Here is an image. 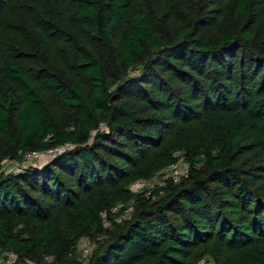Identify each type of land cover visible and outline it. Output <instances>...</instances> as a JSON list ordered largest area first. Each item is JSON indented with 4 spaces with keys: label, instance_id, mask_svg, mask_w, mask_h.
<instances>
[{
    "label": "trees",
    "instance_id": "trees-1",
    "mask_svg": "<svg viewBox=\"0 0 264 264\" xmlns=\"http://www.w3.org/2000/svg\"><path fill=\"white\" fill-rule=\"evenodd\" d=\"M135 67L154 96L121 90ZM177 161L186 174L163 177ZM0 249L264 264V0H0Z\"/></svg>",
    "mask_w": 264,
    "mask_h": 264
},
{
    "label": "rangeland",
    "instance_id": "rangeland-1",
    "mask_svg": "<svg viewBox=\"0 0 264 264\" xmlns=\"http://www.w3.org/2000/svg\"><path fill=\"white\" fill-rule=\"evenodd\" d=\"M207 1H209V0H205V2H207ZM202 3H203V0H202ZM140 67L138 68V67H135V70L133 69V70H131L130 72V74L128 75V77H134V78H132V79H128V81H126V82H122V85H121V90L122 89H126L125 90V92L126 93H131V94H140L141 96H154L155 95V91L154 90H150L149 89V87L148 86H146L145 85V81L143 80V83H140L139 82V80L138 79H141V78H139V76H137L139 73H140ZM148 79H153V77L151 76V77H149V78H147V80ZM166 80V81H165ZM164 81L167 83V85H168V83H170L169 85H173V86H175L176 85V82H174V81H172L169 77H167L166 79L164 78ZM167 81H170V82H167ZM121 83V82H120ZM148 85L150 86V84L148 83ZM149 113H152V112H149ZM46 157V154H42L41 156H38V157H36L35 159H34V162H42L43 160H44V158ZM179 166L180 167H182L183 165H181V164H183V162L182 161H179ZM7 166H9V165H7ZM11 166H9V168H10ZM161 180V175H156L155 177H153L152 179H150V180H147L142 186H146L147 187V189H151L152 187H153V185L155 184V182H157V181H160ZM216 198L218 199V202L220 203V206H218L220 209H221V212H223L222 214L224 215V216H229V215H231V210H230V208H227L226 206H222V205H226L227 204V197H229L228 196V193H227V191H225L223 188H221V187H217V189H216ZM233 204L235 203V200H234V196H233ZM213 204H210L209 206L211 207ZM210 207H207V211L204 213V217H206V216H208V211H209V209H210ZM220 211V210H219ZM215 212H216V208H213L212 210H211V214H212V216H214L215 215ZM224 218V217H223ZM222 217H220V220H221V222H224V219H223ZM186 219H187V221H190L191 219H189L188 217H186ZM179 221H180V223H181V219H179ZM104 224L105 225H108V224H110L109 222H108V220H104ZM193 226H195V224H193ZM200 227L197 225V228H196V230L197 229H199ZM184 231V230H183ZM96 242V241H95ZM77 246H78V250L80 251V254H81V257L83 258V260L85 261V260H87L88 258H89V255L90 254H92L93 253V251H95V249H96V247H97V245H95V243L93 244V245H91L92 247H91V250H89V252H87V254H84V252L82 251V248H81V245L78 243L77 244ZM213 260H212V258H210V257H205V258H203L201 261H200V263L199 264H213Z\"/></svg>",
    "mask_w": 264,
    "mask_h": 264
},
{
    "label": "built area",
    "instance_id": "built-area-1",
    "mask_svg": "<svg viewBox=\"0 0 264 264\" xmlns=\"http://www.w3.org/2000/svg\"><path fill=\"white\" fill-rule=\"evenodd\" d=\"M61 147H56V150L60 149ZM52 149L47 150L46 152H44V154L47 153H51ZM39 152L36 150L27 152L22 160L23 163L29 162L31 161V159H33L34 156L38 155ZM179 161L177 162H173L171 164H169L163 171V177H167V176H171L173 178V180H177L179 178L180 175H185L186 171H187V164H185L183 162L182 167L179 166ZM147 180H142V179H136L134 181H132L130 183V188L132 190H141V189H145L146 186H142ZM162 182V179L159 181ZM149 190V189H147ZM130 209V206L126 207L121 216H125L126 214H128ZM121 216H119L118 218H120ZM102 235L98 236L97 238L101 237ZM94 239H92L90 236L85 235L82 236L78 243L81 245L82 251L84 252V254H87V252H89V250H91V245L94 244ZM16 253L8 250V249H0V264H15L16 263ZM46 261L51 260V256L46 255L45 257Z\"/></svg>",
    "mask_w": 264,
    "mask_h": 264
}]
</instances>
